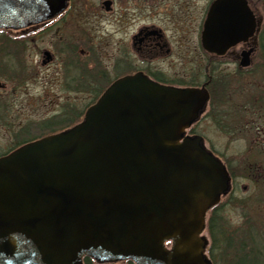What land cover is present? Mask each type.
Masks as SVG:
<instances>
[{
	"label": "water",
	"instance_id": "water-1",
	"mask_svg": "<svg viewBox=\"0 0 264 264\" xmlns=\"http://www.w3.org/2000/svg\"><path fill=\"white\" fill-rule=\"evenodd\" d=\"M67 2L0 0V29L48 20ZM102 5L108 11L111 1ZM254 27L244 0H220L203 46L220 55ZM248 64L245 52L240 66ZM207 99L205 89L126 75L80 122L0 156V264H82L84 256L212 264L205 218L230 179L201 137L186 135Z\"/></svg>",
	"mask_w": 264,
	"mask_h": 264
},
{
	"label": "rangeland",
	"instance_id": "rangeland-1",
	"mask_svg": "<svg viewBox=\"0 0 264 264\" xmlns=\"http://www.w3.org/2000/svg\"><path fill=\"white\" fill-rule=\"evenodd\" d=\"M102 1L70 0L64 12L53 19L24 29L9 31L10 34L23 36V46L20 51V59H18L22 64L23 71L18 75L19 78H13L11 81L0 77V83L4 84V87L0 88V101L7 107L6 117L2 121L0 120V153L8 151L13 146L12 133L18 126L30 121L39 122L60 112L64 101H70L77 108H81L87 105L93 97V94L86 91L65 88V73L63 71L65 53H62V47L67 49L68 45L77 46L79 52L85 54L90 46L100 59L107 75L114 79L121 72L120 66L122 65L119 63L120 66H117L116 62L118 58L125 56L130 37L143 23L154 24L163 28L177 54L187 47L191 51L190 55L193 59L199 61L203 55L204 60L201 62L202 67L198 66L199 70L195 71L192 76H186L188 67L179 65L176 55L171 59L155 63L153 67L162 70L167 79H172L176 74L182 72L185 74L183 78L201 80L200 73L210 56L201 48L194 50L195 35L187 33L186 38L190 40L189 44L181 45L182 30L185 25L188 24L194 30L202 21L200 16L171 11L169 16L164 17L152 11L149 12L147 4H145L144 13H142L143 16H140L139 6L142 4L140 0H114L112 12L107 13L101 5ZM138 12L139 18L137 19ZM189 15L192 17H187ZM45 53L49 55L48 60ZM211 58L212 62L218 60ZM222 60L225 59L221 58ZM193 68H197V66ZM220 68L229 76L224 90L228 99L235 96L234 101L240 107L237 109V113L238 116H241L240 123L243 125L226 132L212 120V118L216 119V116H212V118L206 116L194 125L193 132L201 135L205 140V147L214 151L227 166L232 168L238 183L237 189L231 193L228 199L222 198L220 202L222 205L219 208V213L227 220L232 231L244 222L242 215L244 211L249 214L252 223L264 222V218L259 220L262 214L258 213L264 210V194L261 195L259 189L264 188V182H261L264 177L256 176L259 173L257 170L250 172L252 164H254V168L264 167V154H262L264 148L262 149L263 146L261 144L258 146L255 142L256 133L246 124L249 115L244 112L249 111L248 97L259 82L263 84L261 92L264 91V64L255 66V71L258 70V74L254 75H251L250 71L245 72V69H241L244 71L237 73V68L230 64H220L219 70ZM251 68L254 66L247 67L248 70ZM255 71L251 70L252 74ZM230 87L233 90L241 91L242 94L236 96ZM231 99L230 101H232ZM221 107L223 106L220 105L219 108L222 109ZM244 114L246 115L244 116ZM257 123L258 121L254 125ZM243 169L245 175H243ZM242 186L247 187V190H242ZM241 201H245V206H240ZM204 233L210 239L209 233ZM217 252L214 248L215 262L211 260L214 264H225ZM208 255L210 256L209 253ZM102 264L130 263L122 261Z\"/></svg>",
	"mask_w": 264,
	"mask_h": 264
},
{
	"label": "trees",
	"instance_id": "trees-1",
	"mask_svg": "<svg viewBox=\"0 0 264 264\" xmlns=\"http://www.w3.org/2000/svg\"><path fill=\"white\" fill-rule=\"evenodd\" d=\"M22 39L23 36H16L10 34L9 31L0 30V77L5 78L8 81H11L13 78H19L18 75L23 71L22 64L18 61V59H20V51L22 50L21 47L23 46ZM67 47V49L64 47L61 48V51H63L62 53H65L63 67L65 73L64 86L69 90L86 91L89 92V94H93L90 102L81 108H77L74 103L64 101L62 102L60 112L46 119L40 120L39 122L30 121L22 126H18L12 133L14 137L13 146L8 149V151L0 153V155L17 148L26 142L66 130L76 124L83 118L86 108L96 101L98 96L113 80L107 75L100 59H98L97 54L90 48V46L87 51L88 54L87 52L81 54L77 46L72 47L68 45ZM251 70L255 71V67L251 68ZM251 70L245 69V72L250 71L249 73L251 75L258 74V70L253 74ZM237 73H240V71ZM228 77L227 74H224L222 90H219L217 89V86H214L210 91L209 102L211 110L208 113V116L211 118L212 116H216V119L214 118L213 121L217 123L219 128L226 132L240 128L243 125L240 123L241 116H238L237 113V109L240 107L237 102L234 101L235 96L232 97V99L230 98L232 100L230 101L224 90V85ZM261 85L263 84L259 82L254 90L250 92L248 97L249 111H244L246 114H250V111L254 108L262 107L264 105V96H261L264 91L261 92L263 90ZM102 86L103 88H101ZM230 89L233 93H236V96L237 94H242L239 90H233L231 87ZM256 99H258V101H256ZM260 103L262 104L260 105ZM220 105L223 106L221 107L222 109L219 108ZM261 110L264 112V107ZM246 114H244V116ZM6 115L7 107L0 101V120H4ZM246 124L253 130L250 123ZM246 124L244 122V125ZM190 131L192 133L193 128H191ZM254 131L256 133L255 129ZM261 148L263 149L264 146ZM262 152V154H264V150ZM253 165L254 164H252L250 172L257 170L259 173L256 176L259 178L264 177V167L254 168ZM227 168L232 179L235 180L232 168L230 166ZM243 175H245V170L243 171ZM261 182H264V180ZM259 189L261 190L260 194H264V188L262 187ZM231 193L232 191L225 197L228 199ZM241 202L240 206H245V201ZM221 205L222 204L219 203L213 207L207 219V231L210 236L208 253L211 256V259L215 262V254L213 253V249L215 248L218 251L217 254L220 255L225 264H264V222L260 224L252 223L251 217L246 211H244L242 214L244 222L231 231L227 224V220L219 213ZM258 213L262 214L259 220L263 219L264 210ZM83 263L91 264L87 257L83 259Z\"/></svg>",
	"mask_w": 264,
	"mask_h": 264
},
{
	"label": "flooded vegetation",
	"instance_id": "flooded-vegetation-1",
	"mask_svg": "<svg viewBox=\"0 0 264 264\" xmlns=\"http://www.w3.org/2000/svg\"><path fill=\"white\" fill-rule=\"evenodd\" d=\"M110 1V10L106 11L107 13L112 12V5L114 3V0ZM140 1L142 2V4L139 6L140 16H143L142 13H144L145 4H147V7L149 8V12L152 11L153 13L163 15L164 17L169 16L171 11H178L184 14L190 13L193 16H200L202 21L198 23V26H196L194 30L188 24L185 25L184 29L182 30L183 37L181 39V45L183 46L184 44L185 46H187L189 44L190 40L186 38L187 33H189L190 35H195L194 50H196V48H201L210 57L208 59L206 58V64L203 71L200 73L201 80L197 81L194 79L188 80L186 78H183L185 74H183L182 72L176 74L172 79H167L162 70L153 67L155 63L164 61L168 58L171 59L176 55L178 64L188 67V75L186 76H192L195 71L199 70L198 66L202 67L201 62L204 60L203 55H201V58L199 59V61H197L196 59L192 58V56L190 55L191 51L187 47H185V49L182 50L181 53L177 54L170 40L165 35L163 28L154 24L143 23L130 37V43L129 46H127L125 56L123 58H118L116 63L117 66H120V64L122 63V65L120 66L121 72L118 73V75H116L113 80L125 75L140 73L162 84H168L178 87H196L205 89L207 90L210 99V91L214 88V86H217V89L219 90L223 89L225 73L221 68L219 70L220 64L234 65L237 68L236 72H241V69L244 68H240L239 65L245 52L248 53L249 64L252 65V67L259 66V64H264V0H244L252 15L253 23L255 25L254 32L247 39L229 47L224 53L220 55L207 51L202 43V34L204 30L205 20L215 3L219 2L220 0ZM222 6V9H224L225 12L234 11L236 8L235 3L228 4L227 7H225V5ZM139 12L137 13V19L139 18ZM191 15L187 17H192ZM211 57L218 60H214L212 62ZM221 58L225 59L226 61H221ZM194 66H197V68H193ZM263 94H261V96ZM261 104L262 103H260V105ZM263 107L254 108L252 111H250V114H247L249 115V119L248 121L246 120L247 123H250L253 129L256 130L255 142L258 144V146L259 144H261V146H264V112H262L261 110ZM210 110V102L208 101L202 117L204 118L208 116ZM212 120L214 119L212 118ZM256 121H258V123L257 125H254ZM219 158L221 159V157ZM227 167L228 166L226 165V168ZM230 182L231 191L233 192L237 189L236 187L238 183L236 180L232 179L231 175ZM241 189L246 191L247 187L242 186ZM87 258H89L91 264H102L106 262L96 260L92 257Z\"/></svg>",
	"mask_w": 264,
	"mask_h": 264
}]
</instances>
